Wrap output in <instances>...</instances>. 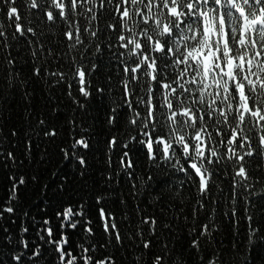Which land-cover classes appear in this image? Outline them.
Instances as JSON below:
<instances>
[{"label": "trees", "instance_id": "obj_1", "mask_svg": "<svg viewBox=\"0 0 264 264\" xmlns=\"http://www.w3.org/2000/svg\"><path fill=\"white\" fill-rule=\"evenodd\" d=\"M126 1L0 0V212L15 209L0 216V262L61 264L36 222L59 239L55 213L82 204L93 234L69 230L65 246L78 264L80 244L115 264H264V95L222 100L191 64L205 36L189 0ZM81 137L85 169L61 151Z\"/></svg>", "mask_w": 264, "mask_h": 264}, {"label": "snow or ice", "instance_id": "obj_2", "mask_svg": "<svg viewBox=\"0 0 264 264\" xmlns=\"http://www.w3.org/2000/svg\"><path fill=\"white\" fill-rule=\"evenodd\" d=\"M11 63V61H9ZM115 120V118L112 119L111 123ZM50 135H55V133H49ZM15 135V133H13ZM115 143V139L109 142V147H111L112 144ZM77 146L88 149L90 147L89 142L81 137L80 139L75 140V142L71 145V148L73 151L69 153L68 151L61 149V151L64 154L65 161H68L71 164H77L80 166L81 169H85L87 165V161L85 157L80 154L78 151H76ZM127 147V145H125ZM8 157L10 159H15L12 152H8ZM128 155V153H127ZM127 167H132L131 161H129ZM81 175H83V171L81 172ZM9 179L13 181L12 184V195L9 197V200H13L16 196L18 185H24L27 183L24 175H20L18 181L14 176H10ZM35 179V177H33ZM62 187V185H61ZM99 202V200L97 201ZM15 209L11 204L3 208V211L0 212V216L3 215V213H14ZM27 215V213L25 214ZM55 216L58 220H60V238L56 239V233L51 226V221L47 218L43 219L42 224H39V222H36L39 226L37 227L36 236L39 238L40 241H43L48 244H54L55 245V251L59 254V259L61 261V264H78V257L73 254L72 251H66L65 246L69 243V238L67 235V232L69 230L75 231L78 227H83V231L86 232L88 235L93 234V229L91 227V220L87 219L85 217V211L83 205H79L78 208H74L71 205L64 207L63 211H57L55 213ZM100 218L103 221V227L104 232L106 234H110L113 231L117 230V225L115 223H110L108 215L105 213L103 209L100 210ZM207 225L203 226L201 229L202 233H206L208 231ZM7 231V229H5ZM22 233L29 232L28 227H22L21 229ZM10 239V238H9ZM122 238L119 235V232H116V242L119 244L121 243ZM19 244L22 246L24 250H28L30 248L29 241L25 240L23 236L21 237ZM192 245L195 247L196 241H192ZM143 247L145 249H149L151 247V244L149 241L143 242ZM79 248L81 249V256L80 259H83V264H115V261L111 256L103 257L102 259H95L92 255H89L88 253L92 251L91 246L85 247L83 244L79 245ZM24 253L21 252L19 254H14L11 257V260L15 261L16 264H24V261L22 259ZM40 255V248L39 245H36L35 251L32 252V255L29 256V259L32 260L35 257H38ZM0 264H3V262H0ZM153 264H164V257L157 255L155 256V260ZM212 264H219V261H213Z\"/></svg>", "mask_w": 264, "mask_h": 264}]
</instances>
